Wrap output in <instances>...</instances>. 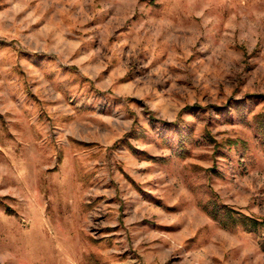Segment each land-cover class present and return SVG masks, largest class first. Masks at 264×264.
I'll use <instances>...</instances> for the list:
<instances>
[{
  "label": "rangeland",
  "instance_id": "rangeland-1",
  "mask_svg": "<svg viewBox=\"0 0 264 264\" xmlns=\"http://www.w3.org/2000/svg\"><path fill=\"white\" fill-rule=\"evenodd\" d=\"M263 121L264 0H0V264H264Z\"/></svg>",
  "mask_w": 264,
  "mask_h": 264
},
{
  "label": "trees",
  "instance_id": "trees-1",
  "mask_svg": "<svg viewBox=\"0 0 264 264\" xmlns=\"http://www.w3.org/2000/svg\"><path fill=\"white\" fill-rule=\"evenodd\" d=\"M262 127L264 128V121L261 123ZM5 210L7 211V213L11 214L13 213V210H11L9 207L6 206ZM223 214V216H221L222 218H224V221H228L232 218V212H230V210H226V208L222 207V208H219V207H216L212 210V212H210V216L212 219L214 220H219L222 224H224L225 226H227L228 224L223 222V220H220L219 215L220 214ZM239 217H238V223L240 226H242L245 230L247 231H252V230H258L260 229L261 227L264 226V224L260 221H258L257 219L255 218H252V217H248V216H245L243 214H238Z\"/></svg>",
  "mask_w": 264,
  "mask_h": 264
}]
</instances>
